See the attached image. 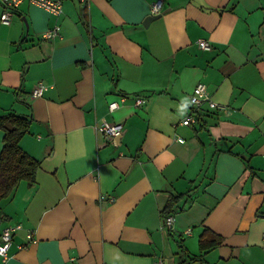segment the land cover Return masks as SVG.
<instances>
[{
	"label": "crops",
	"instance_id": "crops-1",
	"mask_svg": "<svg viewBox=\"0 0 264 264\" xmlns=\"http://www.w3.org/2000/svg\"><path fill=\"white\" fill-rule=\"evenodd\" d=\"M155 1H23L0 23V115L31 120L40 162L0 201V234L21 226L0 264H264V0H161L144 26ZM198 83L222 109L191 106ZM204 229L222 242L202 253Z\"/></svg>",
	"mask_w": 264,
	"mask_h": 264
},
{
	"label": "built area",
	"instance_id": "built-area-1",
	"mask_svg": "<svg viewBox=\"0 0 264 264\" xmlns=\"http://www.w3.org/2000/svg\"><path fill=\"white\" fill-rule=\"evenodd\" d=\"M23 1H28L30 5L36 6L48 12L49 14L58 16L62 13V5L65 0H0V5L3 10L0 15V23L4 25H8L12 15L14 14L17 6ZM82 5H87L89 0H74ZM161 0H157L151 4L150 14L157 15L161 13ZM58 27H53L52 29L46 30L41 34V37L44 40H51L58 35ZM198 45L202 49H208V45L206 41L200 40L198 41ZM45 90V86L43 83H39L37 87L31 92L32 97H40ZM126 96H120L118 101H112L108 103V111L113 112L115 109L119 108L120 105L125 102ZM146 102V98L144 97H134L133 105L136 107L142 106ZM189 102L191 106L196 109L201 107V105L206 104L210 110H219L223 107L215 103L211 97L209 96L206 86L203 83H198L190 95ZM197 124V117L192 112L188 114L182 121L181 125L193 127ZM96 131L100 133L102 136L107 138H117L121 131L122 125L120 124H109L106 121H101L95 127ZM177 141L182 142V139H178ZM174 217L172 215H166L163 218V226L165 228L170 229L172 226ZM21 228L20 225H9L2 229L0 234V256L3 258V261L7 260V249L11 244L13 234ZM27 239L33 241L32 232L27 233ZM160 264V261L157 262Z\"/></svg>",
	"mask_w": 264,
	"mask_h": 264
},
{
	"label": "trees",
	"instance_id": "trees-1",
	"mask_svg": "<svg viewBox=\"0 0 264 264\" xmlns=\"http://www.w3.org/2000/svg\"><path fill=\"white\" fill-rule=\"evenodd\" d=\"M30 122L29 118L13 113L0 115V130L3 132V145L0 150V201L8 198L20 181H25L28 185H33L36 181L40 162L29 156L19 146L20 139L28 132ZM180 197L178 195L171 198L168 206L163 210V218L168 215L170 207ZM221 242L220 236L204 229L198 241L200 252L204 253Z\"/></svg>",
	"mask_w": 264,
	"mask_h": 264
},
{
	"label": "water",
	"instance_id": "water-1",
	"mask_svg": "<svg viewBox=\"0 0 264 264\" xmlns=\"http://www.w3.org/2000/svg\"><path fill=\"white\" fill-rule=\"evenodd\" d=\"M161 16V13L160 14H157V15H152V16H149V17H146L143 21V25L144 26H147L151 21L159 18Z\"/></svg>",
	"mask_w": 264,
	"mask_h": 264
}]
</instances>
